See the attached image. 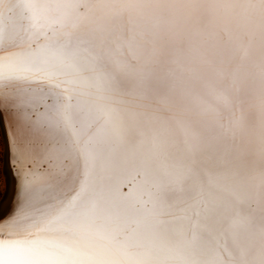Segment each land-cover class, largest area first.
<instances>
[{"label": "snow or ice", "instance_id": "snow-or-ice-1", "mask_svg": "<svg viewBox=\"0 0 264 264\" xmlns=\"http://www.w3.org/2000/svg\"><path fill=\"white\" fill-rule=\"evenodd\" d=\"M0 264H264V0H0Z\"/></svg>", "mask_w": 264, "mask_h": 264}, {"label": "rangeland", "instance_id": "rangeland-1", "mask_svg": "<svg viewBox=\"0 0 264 264\" xmlns=\"http://www.w3.org/2000/svg\"><path fill=\"white\" fill-rule=\"evenodd\" d=\"M2 185H3V177L2 175H0V187H2Z\"/></svg>", "mask_w": 264, "mask_h": 264}]
</instances>
